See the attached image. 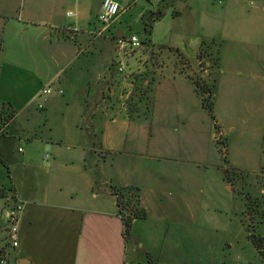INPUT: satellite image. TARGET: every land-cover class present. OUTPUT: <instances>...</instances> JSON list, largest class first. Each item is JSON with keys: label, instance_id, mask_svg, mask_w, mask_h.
Instances as JSON below:
<instances>
[{"label": "rangeland", "instance_id": "374dc122", "mask_svg": "<svg viewBox=\"0 0 264 264\" xmlns=\"http://www.w3.org/2000/svg\"><path fill=\"white\" fill-rule=\"evenodd\" d=\"M100 1L0 0V17L11 18L14 25V29L4 28L0 20V129L12 116L14 119L11 126L2 129L0 143L10 157L13 154L23 158L29 154L32 160L49 167L52 153L42 146V142L47 145L49 125L56 136L77 138L86 131L85 125L78 122L83 121L80 114L88 103L91 107L86 114L90 118L94 113L93 122L100 125L99 131L89 129L88 134L101 138L103 133L110 135L114 144L122 140L121 150L126 148L131 155H118L117 162L130 164L133 172L128 171L127 175L132 178L139 167L164 170L187 169L192 164L202 167L195 171L198 199L195 246L213 248L212 256L223 258L221 262L242 264L240 253L244 251L247 255L254 246L249 238V232L254 230L248 229L250 214H255L253 220L257 222L261 208L264 209L263 167L254 168L260 171L250 175L254 182L234 180V191L227 187L218 189L216 172L226 169L229 153L234 148L243 146L244 152V145H248L251 158L264 159V154L259 156L257 152L264 127L257 126V118L250 115L258 109L255 95L244 92L242 87L235 89L236 85L231 84L235 79L230 81L220 75L217 59L224 48L231 53L237 49L251 52V48L233 43L225 47L221 41H206L201 50L202 59H197L203 43L200 36L205 30H198L199 36L186 12L180 19L174 15L175 9L184 12L183 6H189L187 0H117L126 10L114 21L110 31L95 37L93 33L102 28L97 20ZM213 4L221 7L220 0ZM159 13L163 15L158 16ZM49 25L58 29H53L52 38H45V32L52 30ZM117 31L125 40L136 36L141 47L118 49ZM54 32H60V37L66 39H69L68 32L77 33L82 41L67 39L72 48L63 54L61 47L49 44L53 37L57 38ZM163 75L175 76L180 81L176 87L181 89L186 104V126H179L175 119L179 98L174 94L172 82H161ZM186 75L203 79L208 85L214 81L218 84L214 94L216 120L202 107L200 96ZM49 87L50 95L41 94ZM60 90L62 94L58 93ZM245 114L249 122L246 126L242 124ZM236 115H240L237 124L233 122ZM218 124L226 135L222 134L226 143L219 141ZM62 147L66 151L64 144ZM177 150L181 154L192 153L191 163H185L182 158L177 162L160 159V156L177 155L173 153ZM72 153L66 151L64 158H74L75 152ZM1 160L5 163L4 158ZM3 166L0 163V171H7ZM207 167L211 168L210 174L206 173ZM247 193L257 199L253 211L248 210ZM2 242L7 246L5 240Z\"/></svg>", "mask_w": 264, "mask_h": 264}, {"label": "crops", "instance_id": "0c3cea01", "mask_svg": "<svg viewBox=\"0 0 264 264\" xmlns=\"http://www.w3.org/2000/svg\"><path fill=\"white\" fill-rule=\"evenodd\" d=\"M214 1L217 0H187L189 6H183L184 12L175 9L174 15L180 19L186 12L189 23L199 36L198 30L204 29L200 36L202 42L221 41L225 47L233 43L251 48V52L237 49L232 53L224 48L218 55L217 71L230 81L235 79L236 82L231 81L232 85H236L235 89L242 87L244 92L255 95L258 109L251 111L250 115L257 118V126L264 127V0H220V8L215 7ZM102 2H99V11ZM10 19L0 17L4 28L14 29ZM53 29L56 27L45 32V38H52ZM54 33L58 34L57 38L53 37L49 44L61 47L63 54L66 51L69 53L72 46L67 43L68 38L60 37V32ZM115 34L123 36L120 31ZM68 35V40L81 43L80 34L68 32ZM162 77V83L173 84L174 94L179 98L176 104L179 108H175L174 116L179 126H186V104L181 89L176 87L180 81L175 76ZM218 88L217 84L216 90ZM90 107L86 103L84 113L80 114L83 121L78 122L85 125V135L80 134L73 140L53 134V127L49 125L51 113L48 114L46 121L51 133L46 137L47 145L42 142V146L51 150L49 167L32 160L29 154H24L23 158H16L13 154L10 157L0 143V163L7 167V171H0V190L5 194L11 189L18 199L26 202L20 218L19 246L12 248L8 243L3 246L2 241L7 242L8 235V204L5 197L0 195V250L7 256L6 264H17L20 259L28 260L29 264H147L149 258L161 264H227L221 262L223 258L212 256L213 248H197L194 243L198 204L195 171L202 167L194 164L187 169L139 167L132 178L127 175L128 171L133 172L130 164L117 162L118 155H131L126 148L121 150L123 141L114 144L110 135L103 133L101 138L88 134L89 129L100 130V125L93 122L95 114L90 118V114H86ZM239 119L240 115H236L233 122L237 124ZM13 121L12 118L2 129L11 126ZM220 123L222 126V121ZM248 123L245 114L242 124L246 126ZM222 134L226 136L224 131ZM259 140L257 152L261 156L264 154V134ZM63 144L66 151L75 152L74 158H64L66 151L61 150ZM244 146V152L243 146L234 148L235 151L229 153L228 161L232 167L245 171L248 181L254 182L250 175L260 173L254 171L256 167H263L264 171V159L251 158L247 153L248 145ZM173 153L177 155L160 156V159L177 162L182 158L188 164L193 159L190 152L181 154L177 150ZM1 158L5 159L6 164ZM118 166L120 168L117 170ZM205 170L210 174L211 168ZM223 170L220 168L216 172L218 189L227 187L234 191L225 182ZM112 186L138 188L141 205L148 212L146 219L134 222L129 244L124 240L123 224L117 214ZM259 233L264 237V219ZM239 256L242 264H264L254 246L249 249V254L243 251Z\"/></svg>", "mask_w": 264, "mask_h": 264}, {"label": "trees", "instance_id": "16d2710c", "mask_svg": "<svg viewBox=\"0 0 264 264\" xmlns=\"http://www.w3.org/2000/svg\"><path fill=\"white\" fill-rule=\"evenodd\" d=\"M204 45H206V42H203L200 45L199 53L197 55V59L199 60L202 59L201 50ZM176 51L179 54H181L178 49ZM217 61L219 60L217 59ZM186 78L189 79L195 86V90L197 94L200 96L202 107L209 113V115L214 120H216V116L214 113V94H215V88H216L215 81L212 85H208L206 81L200 78L194 79L187 75H186ZM216 129L218 133L220 134L219 141L226 143L225 140H222V131H221V127L219 124L216 125ZM247 177H248V174L245 171L232 167L229 163L226 169L224 170V180L226 183L230 184L233 188H234V184H233L234 180L238 179L242 181V180H246ZM111 193L116 199L117 214L120 217L122 224H123L124 240L126 244H129L132 240V229H133L134 222L136 220L146 219L148 217V212L141 205V195H140V191L138 188L134 186H112ZM0 195L4 196L2 190H0ZM245 196L248 200V203H247L248 210L249 211L255 210L254 208L256 207L255 203L257 199L256 200L252 199L250 193L245 194ZM259 214L260 215H259L257 222L253 220L255 219V214L254 213L250 214L252 217L249 218L251 222L248 224V229L250 231L251 227L254 228L252 232H249L250 233L249 238L252 241V244L254 245L255 249L258 251L262 259L264 260V237L261 234H259L257 231L264 219V210L262 208ZM147 264H161V263L149 258Z\"/></svg>", "mask_w": 264, "mask_h": 264}, {"label": "built area", "instance_id": "2783aa9c", "mask_svg": "<svg viewBox=\"0 0 264 264\" xmlns=\"http://www.w3.org/2000/svg\"><path fill=\"white\" fill-rule=\"evenodd\" d=\"M123 9L121 8L120 4L117 3L115 0H103L101 5V11L97 16L98 22L102 25V28L97 30L94 34L95 37L103 36L105 31H110V28L114 21L117 20L119 15L122 13ZM72 15V13H70ZM71 31H78L77 28H69ZM115 43L118 46V49L123 50L126 49L127 46H130L131 49L141 47V43L136 36H132L129 40H125L122 37H116ZM122 70V68L120 69ZM52 93L51 88L43 89L41 94L43 95H50ZM59 94L63 92L60 90L58 91ZM39 108L43 109V106H39ZM4 197L7 201V243L12 248H17L19 246V229H20V218L26 208V202L20 200L16 197L15 192L7 191L4 194ZM7 263V256L0 250V264Z\"/></svg>", "mask_w": 264, "mask_h": 264}, {"label": "water", "instance_id": "95a60500", "mask_svg": "<svg viewBox=\"0 0 264 264\" xmlns=\"http://www.w3.org/2000/svg\"><path fill=\"white\" fill-rule=\"evenodd\" d=\"M17 264H29V261L26 259H20L17 261Z\"/></svg>", "mask_w": 264, "mask_h": 264}]
</instances>
